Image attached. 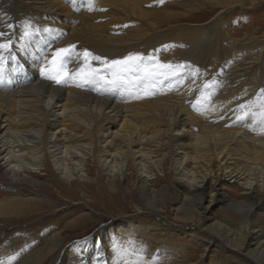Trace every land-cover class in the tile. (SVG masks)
Instances as JSON below:
<instances>
[{
	"label": "bare ground",
	"instance_id": "6f19581e",
	"mask_svg": "<svg viewBox=\"0 0 264 264\" xmlns=\"http://www.w3.org/2000/svg\"><path fill=\"white\" fill-rule=\"evenodd\" d=\"M76 1L69 17L82 26L67 34L68 12L57 0H0V42L11 40L0 73V221L61 210L65 217L4 238L0 264H54L58 257L56 264H264V31L234 37L225 29L231 9L247 0H181L177 11L155 9L169 0H90L109 11L102 26L83 11L85 0ZM209 11L214 16L199 26L175 27ZM68 45L173 68L108 91L73 80L57 85L36 62L41 57L46 66ZM81 63L73 58L68 70ZM131 181L141 195L132 213L110 215L92 243L65 245L68 231L101 221L97 203L85 208L93 184L119 190ZM229 183L241 197L222 191ZM118 196L105 201L106 210ZM227 207L237 217L221 215ZM141 213L161 215L165 224ZM180 234L199 255L175 243ZM211 243L219 246L214 256Z\"/></svg>",
	"mask_w": 264,
	"mask_h": 264
},
{
	"label": "rangeland",
	"instance_id": "374dc122",
	"mask_svg": "<svg viewBox=\"0 0 264 264\" xmlns=\"http://www.w3.org/2000/svg\"><path fill=\"white\" fill-rule=\"evenodd\" d=\"M61 5H63V9L67 10L68 12V16H67V21L69 22L68 25V29H67V34L69 33V31L73 32V30L79 29L82 24L80 20H73V17H69L72 15V12L75 11V6L77 5V1L75 0V3L73 2L74 0H57ZM170 2L161 6H157L155 7V9L158 10H163V11H177L179 9L182 8V3L180 2L181 0H169ZM86 3L81 4L84 5V12L89 14V15H93L94 19L91 20V22L94 24H98L102 26V22L105 21L106 19L111 18L109 16V12L108 9L106 7H100V8H96L92 5V2L90 0H85ZM181 3V4H180ZM92 6H91V5ZM179 8V9H178ZM106 10V12H105ZM231 11H234L229 18L226 20V24L227 27H225V29L229 32V34L234 37H238L241 36L242 34L246 33V32H253V31H258L257 36H261L262 32L264 31V3H258L257 5H250L249 0L246 1V4L242 7H234L231 9ZM230 11V13H231ZM77 12V11H75ZM101 14V15H100ZM106 14V15H105ZM215 13L213 12H204L202 14H199L198 16H196L195 18H193V20L191 22H180V25H175V27L178 28H183L184 29H189V28H193L194 26H196V24L199 26V24H203L205 22H207L209 19H211V16H214ZM98 16V17H97ZM106 17V18H105ZM70 18V19H69ZM98 18V19H97ZM72 19V20H71ZM90 22V23H91ZM193 23V24H192ZM80 26V27H79ZM174 26V25H173ZM72 27V29H70ZM260 27V29H259ZM66 28V27H64ZM76 28V29H75ZM231 32V33H230ZM46 53V52H45ZM43 52V55L45 56V54ZM42 61L43 59L40 57V60L38 58V61L36 62V66H37V70H40V67L42 66ZM27 73V72H26ZM158 177H163V173H158ZM214 183V182H213ZM212 183V184H213ZM130 189H125L123 186L120 187V191L119 190H109L108 187H103L100 190L97 189L96 185L93 184L90 192L91 194H88L85 198V203L87 205H85V208H90L91 203H97L98 207L96 209H92L95 216L99 218V220H101L100 222L95 221L90 223L87 227L85 228H76L73 230H70L67 232V241L65 243V245L67 244H72V243H77V242H82V241H89L92 243L93 240V235H94V231H97L99 228L102 229L103 227H106V225L108 223L111 222L112 217H110V215H115L117 214V212L120 210L123 211H127V212H133L135 210V202H134V198H141V195L139 194V192L137 190H135V187L132 185V181L128 184ZM215 186L217 188L218 183H215ZM49 187L51 188V191L55 194L58 195V193L56 192V190L51 187L49 185ZM219 187V186H218ZM74 191H77L78 193H80L82 195V192L80 190V188L73 186L72 187ZM116 191V192H115ZM222 191H226L228 192L229 196L234 197L235 194H237L238 197H241L240 192H238L239 190L237 189V187H234L231 185V183H229V185L223 186ZM96 192L101 193L99 194H95ZM114 193H119L118 196V200L113 201V203L111 204V207L109 208V206H107V210L105 209V201H112L113 199V194ZM48 200L50 199L48 196L46 197ZM208 200V196H206V201ZM72 206V204L70 205ZM221 209V208H220ZM63 210L60 211V213H45L42 216L40 213L37 214H33L31 216L28 215V217L18 220V221H12L9 223H5L3 224L2 221H0V240H1V244L4 242V238L7 239L8 237H11L14 233L19 232V231H25L28 229V227H33L34 225L38 224L40 221L53 216L55 219H59L58 223L60 224L62 221H64L65 217L64 215H62ZM224 211V212H223ZM221 210V215L223 213H227L228 215H231V217H237V215L233 212V208L231 207H227L224 210ZM142 216H146L149 218H155L156 220H159L160 223L165 224V217H162L161 215H156V217H154L152 214H143L141 213ZM140 214V215H141ZM173 214V212L171 213ZM181 214V213H180ZM224 215V214H223ZM61 217H63V219H61ZM122 219H124V216H120ZM257 221H262V219L260 220L258 217H256ZM51 223V221H50ZM9 224V225H8ZM182 229L184 230H193L194 231V226L192 225H187L182 227ZM203 235L208 236L209 234H207V232H201ZM12 234V235H11ZM37 237H41L43 232L42 229H38L35 232ZM89 239V240H88ZM175 243L179 244H185L186 246V250L189 253H195V255H199L200 253V249L199 247L194 244V242L189 241V237L184 236L183 234L178 235L175 238ZM174 241H172L174 243ZM211 247L209 249V255L210 256H214L215 253L214 251H219V246L211 243ZM22 247V246H21ZM20 247V251H22V248ZM223 254V253H221ZM209 259V257H207ZM60 263V258L58 257L54 262V264H56V262Z\"/></svg>",
	"mask_w": 264,
	"mask_h": 264
},
{
	"label": "snow or ice",
	"instance_id": "6c2138e0",
	"mask_svg": "<svg viewBox=\"0 0 264 264\" xmlns=\"http://www.w3.org/2000/svg\"><path fill=\"white\" fill-rule=\"evenodd\" d=\"M8 27H11V25H8ZM30 34L27 30L24 32L25 37ZM3 35L4 33H0V36ZM10 45V39L0 42V73L3 71V63L6 58L3 53L9 49ZM73 58L76 61L82 60V63L78 70L70 72L68 64ZM94 61L99 62V67L93 66ZM45 65L40 69L43 78L57 85L65 84L69 80L78 81V87L83 83L92 84L94 91H108L133 81L138 83L154 81L159 76L165 75L166 72H171L173 68L172 65L162 64L159 61L153 63L151 59L145 62L138 54H129L122 59L109 60L93 55L87 49L83 50V52H78L75 45L55 49L51 58L45 61ZM152 87H155V85L152 84ZM204 87L207 88L208 85ZM152 94L147 89L144 92V95ZM203 98L207 99L206 96ZM258 115L264 117V110ZM237 118L240 119L241 117Z\"/></svg>",
	"mask_w": 264,
	"mask_h": 264
}]
</instances>
